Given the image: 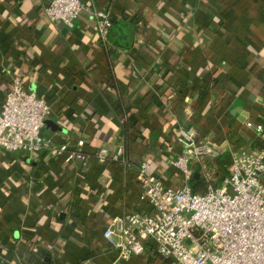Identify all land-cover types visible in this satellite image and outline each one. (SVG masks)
<instances>
[{
	"label": "crops",
	"instance_id": "obj_1",
	"mask_svg": "<svg viewBox=\"0 0 264 264\" xmlns=\"http://www.w3.org/2000/svg\"><path fill=\"white\" fill-rule=\"evenodd\" d=\"M51 1L0 0V108L20 75L51 105L44 137L88 164L0 151V264H170L152 241L120 260L104 232L116 217L151 211L142 163L183 185L171 164L178 126L220 150L216 162L194 163V182L206 185L220 184L233 148L264 145V0H84L71 28L45 13ZM96 10L113 23L106 42ZM121 146L125 160H97Z\"/></svg>",
	"mask_w": 264,
	"mask_h": 264
},
{
	"label": "built area",
	"instance_id": "obj_2",
	"mask_svg": "<svg viewBox=\"0 0 264 264\" xmlns=\"http://www.w3.org/2000/svg\"><path fill=\"white\" fill-rule=\"evenodd\" d=\"M84 8V0H52L45 13L71 28ZM95 17L99 36L106 42L113 25L110 15L96 10ZM51 112L48 100L26 88L20 75H14L0 108V151L29 156L41 151L66 154L68 161L77 158L86 167V154L77 150L67 154L68 144L56 146L44 137ZM173 135L181 152L171 164L185 181L174 188L150 174L149 163L139 166L140 199L151 211L116 217L104 232L107 241L119 248L120 260L143 254L146 243L152 241L170 264H264V145L233 148L220 184L209 183L205 192H195L190 184L194 163L204 165L206 158L216 159L220 150L199 140L193 127L178 126ZM96 158L101 163L125 160L124 148L111 152L103 147ZM116 234L120 241H115Z\"/></svg>",
	"mask_w": 264,
	"mask_h": 264
},
{
	"label": "trees",
	"instance_id": "obj_3",
	"mask_svg": "<svg viewBox=\"0 0 264 264\" xmlns=\"http://www.w3.org/2000/svg\"><path fill=\"white\" fill-rule=\"evenodd\" d=\"M228 139H229V142L232 144H240L244 140L241 136H239L238 134H236L234 132L228 133ZM207 160L212 161L215 159L207 158ZM215 162H216V160H215ZM192 188L195 192H205L207 189V185H206V183H204L203 180H196L195 182L193 180Z\"/></svg>",
	"mask_w": 264,
	"mask_h": 264
},
{
	"label": "rangeland",
	"instance_id": "obj_4",
	"mask_svg": "<svg viewBox=\"0 0 264 264\" xmlns=\"http://www.w3.org/2000/svg\"><path fill=\"white\" fill-rule=\"evenodd\" d=\"M217 178H218V177H216V176L214 175L213 179L216 180ZM193 180H194V179H191V183L193 182Z\"/></svg>",
	"mask_w": 264,
	"mask_h": 264
},
{
	"label": "water",
	"instance_id": "obj_5",
	"mask_svg": "<svg viewBox=\"0 0 264 264\" xmlns=\"http://www.w3.org/2000/svg\"><path fill=\"white\" fill-rule=\"evenodd\" d=\"M46 122H47V123H51V121H50V120H47Z\"/></svg>",
	"mask_w": 264,
	"mask_h": 264
}]
</instances>
